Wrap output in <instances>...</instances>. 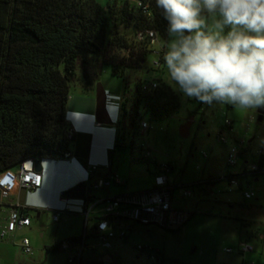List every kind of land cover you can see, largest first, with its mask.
<instances>
[{"label":"rangeland","instance_id":"rangeland-1","mask_svg":"<svg viewBox=\"0 0 264 264\" xmlns=\"http://www.w3.org/2000/svg\"><path fill=\"white\" fill-rule=\"evenodd\" d=\"M96 1L105 6L112 0ZM166 41L167 38L156 36L146 62L139 68L125 72L126 113L122 114L119 129L126 148L115 151L113 169L126 183L120 186L112 184L110 197L150 190L154 181V161L162 165L173 159L177 168L170 174V180L173 176L177 184L184 186L196 182L202 184L176 191L180 192L179 195L183 190L190 192L180 206L192 214L184 227L179 231L156 229L152 234L149 246L161 251L163 264H242V261L243 264H264V165H261L263 173L257 176L235 178L238 183L236 187H228V182L223 180L227 175L242 174L244 151L247 152L246 169L259 164L256 151L264 146V116L262 121H258L257 110L245 112L230 105L216 104L204 107L199 101L181 95L167 75L164 60L159 66L154 65L161 56L163 58ZM139 81H154L159 88L165 86L170 89L178 97L180 107L172 117L162 121H150L139 108L140 119L148 127L142 133L137 130L135 133L130 125V105ZM83 84L82 75L78 72L77 80L70 86L68 104L80 105L88 100L95 103L98 84L110 91L123 89V82L112 77L106 67L101 69L92 89L86 90ZM190 118H193V122L189 135L183 138L181 128ZM225 120L231 122L230 127L224 126ZM218 136L224 137L226 143L217 142ZM232 147L241 148V154L236 165L228 167L227 156ZM69 149L73 150L72 143ZM147 151L150 156L146 161L144 156ZM203 153L208 156L206 162L201 157ZM211 179L216 181L207 183ZM246 189L254 193L250 200L243 197ZM89 190L86 195L90 193ZM7 211L6 206L0 207V227L8 217ZM28 215L31 220L29 229L14 238H0V264H67V257L72 253L68 249L52 251L51 247L58 241L67 245L66 235L70 233L81 239L84 251L80 257L84 261H98L106 255L118 264L145 263V257L135 249L136 245H148L144 244L143 235L133 241L115 240L110 249H103L97 237L91 235L93 220H81L79 224L64 223L61 217L60 222L56 223L48 211L41 212L40 218H37L35 211H30ZM135 226L142 229L137 224ZM23 238L30 241L31 254L23 252ZM241 243L252 246L254 252L243 256ZM228 248L232 250L231 253L225 252Z\"/></svg>","mask_w":264,"mask_h":264},{"label":"trees","instance_id":"trees-1","mask_svg":"<svg viewBox=\"0 0 264 264\" xmlns=\"http://www.w3.org/2000/svg\"><path fill=\"white\" fill-rule=\"evenodd\" d=\"M165 30L166 21L155 0H112L105 6L96 0H0V174L27 159L58 161L70 152L74 133L67 138L71 129L66 120L67 105L78 72L86 90L93 88L104 67L123 82L111 156L125 149L119 129L126 113L125 72L141 67L152 52L147 32L166 39ZM144 83L148 81L135 85L130 105V125L135 133L141 131L143 122L139 108L150 121H162L180 107L170 89L159 88L156 82L157 89L143 92ZM263 161L264 156L259 157L257 169L250 176L263 173ZM156 167L158 174L171 170L170 164ZM165 168L167 171L161 172ZM238 177L243 175L223 179ZM201 184H173V198L175 191ZM95 229L93 225L94 234ZM80 240L69 239L67 243ZM60 247L56 244L51 250ZM78 264L103 263L86 262L80 257Z\"/></svg>","mask_w":264,"mask_h":264},{"label":"clouds","instance_id":"clouds-1","mask_svg":"<svg viewBox=\"0 0 264 264\" xmlns=\"http://www.w3.org/2000/svg\"><path fill=\"white\" fill-rule=\"evenodd\" d=\"M155 4L166 21V72L181 95L201 105H230L245 112L264 108V0H155ZM106 108L111 124L101 128L112 126L114 141L119 96L107 92ZM66 120L75 134L68 113ZM84 172L90 179L88 168Z\"/></svg>","mask_w":264,"mask_h":264},{"label":"built area","instance_id":"built-area-1","mask_svg":"<svg viewBox=\"0 0 264 264\" xmlns=\"http://www.w3.org/2000/svg\"><path fill=\"white\" fill-rule=\"evenodd\" d=\"M148 38L150 44L153 46L156 41V34L153 31H148ZM160 61V59H159ZM159 61L155 63V66H159ZM158 85L156 82H148L141 85V91L151 92L157 89ZM202 105H207L203 104ZM231 122L228 120L224 121L226 128L230 127ZM148 125L146 122H142L140 125L141 131L146 130ZM73 134L72 129H69L67 138H70ZM217 142L225 144L226 140L224 137H217ZM242 144V143H241ZM241 148L232 147L227 156V166L234 167L237 162V158L240 157ZM258 157L264 156V146L256 151ZM62 159L70 158L69 152H66ZM149 156V152H145V157ZM207 154L203 153L202 158L207 159ZM96 165H90L88 172L92 173L96 169ZM164 167V165L162 166ZM255 165L245 170L243 177L249 175V173L256 171ZM166 168L162 169L161 172H166ZM6 177V178H4ZM6 180L7 186L0 188V195L2 198L8 196L16 190L24 189L31 193L41 188L43 184V174L34 170V160L27 159L20 163L16 168L7 170L0 174V179ZM228 182V187H236L238 183L235 178L223 179ZM88 174H85L83 182H89ZM14 182L16 187L13 191L10 190V186ZM110 182L115 184H121L122 181L117 174H111L110 177L103 178L93 185V189H100L108 186ZM190 196V192L183 190L181 198L185 199ZM254 196L252 191L243 192V197L246 200L251 199ZM173 200V189L167 181V173H159L154 178V187L149 191H144L135 194L120 195L117 197H111L105 199L104 211L95 224L96 226V237L102 248L109 249L111 247V241L115 238L125 239L127 231V223L138 224L141 226H156L164 230H178L181 228L189 219L190 214L183 210H178L172 207ZM66 202V203H65ZM67 200H64L65 206L60 209H53L52 220L57 222L59 215L63 212L79 213L84 216L87 221L89 218L90 210L93 207H89L86 204V199L76 200L77 205L67 204ZM75 207V208H74ZM89 207V208H88ZM76 210H74V209ZM30 225V219L23 215L20 211L19 206L12 209L6 219L3 227H0V238H10L16 228L28 227ZM63 249L67 246H62ZM21 248L25 254H31L32 248L30 241L24 238L21 241ZM136 250L145 257L144 264H161V259L158 254L152 251V249L137 245ZM82 248L80 252L73 254L67 261V264H78ZM241 253L253 252V247L248 244L240 245ZM225 252L231 253L230 248L226 249ZM176 264H187V263H176ZM250 264H253L252 262Z\"/></svg>","mask_w":264,"mask_h":264},{"label":"crops","instance_id":"crops-1","mask_svg":"<svg viewBox=\"0 0 264 264\" xmlns=\"http://www.w3.org/2000/svg\"><path fill=\"white\" fill-rule=\"evenodd\" d=\"M105 90L108 92L109 95H112V96H120L121 94V91H118V92L110 91L107 88H105ZM206 106L207 105H205L204 107ZM109 112L112 115L115 114V110L112 108L109 110ZM67 113H68V119L72 122V124L76 128V133L74 134V140L72 142L73 150L70 149V158L68 160L60 161L56 164L45 165L44 168L46 169V171L43 173L44 174L43 175V185L38 190L32 191L31 193L27 192L24 189L16 190L4 198H2L0 195V207L3 205L6 206V208H8V211H7L8 215L10 211L14 209L16 206H19V209L23 213V215L28 217L29 219L30 217L28 213L30 211L37 212V218H40L41 212L43 211H48L52 215L53 209H60L63 206H65L66 202L63 203V201H61V197H60L61 192L71 188L72 186L82 181L85 177L84 169L89 168L90 165H96L97 167L90 174V181L88 185L86 186V191L89 188L90 193L86 195V192H85V195H86L85 197L87 198L86 204L89 205V207L93 206L90 210L88 220L86 221L84 216L79 213L63 212L59 215V219L56 222V223H59L61 220V217L64 218V221H63L64 223L75 222L79 224L81 220L85 222H88L89 220H93V223H92V226H93L97 223V221L99 220V218L101 217L104 211L105 203L103 200H105L106 198H111L110 197L111 185L113 184L114 186L115 185L120 186L126 183V181L123 182L121 180L122 181L121 184H115L113 182H110L108 186H105L100 189H96L97 191L93 189V185L96 184L99 180L106 178V177H110L111 174H116V172L113 169L114 155L111 156V152H110V146L113 141L114 131L111 129L112 126H107L103 128L101 127L98 128L96 126V123H94L95 103L89 100L85 104H80V105L73 104V103L68 104ZM246 156H247V152L244 151V154L242 156L243 168L241 169L242 172L240 171L241 173H244L245 170H247L246 167L248 165V161H247ZM144 158L147 161L148 157L144 156ZM169 160L171 162L170 161L167 163L165 162L161 166L170 164L171 170L170 172L167 173V181L170 185H173V184L176 185L177 183L174 177L172 176L170 180L169 176L170 174L173 173L174 169L177 168V163L173 159H169ZM204 160L206 162L208 160V157L207 159H204ZM154 164H155V172L152 174L155 178V176H157L158 174V169L156 166H160V165L156 163L155 161H154ZM262 164L264 165V161ZM53 172H55V174H53ZM47 175H49L53 179L49 180V178H46ZM4 184L7 186V182H5ZM4 184H0V188H4L5 186ZM153 186H154V181L150 189H152ZM15 187H16V184L12 182L10 186V190L13 191ZM91 191H95L96 193H91ZM246 191H249V189H246ZM178 193H176V191L174 192V198L172 200V207L178 210H183V208H181L180 206H182L183 204L182 201H184L185 199L181 198L180 197L181 195H179ZM67 201H68L67 204L69 205L75 206L78 204L76 200H67ZM191 217L188 219V221L191 219ZM135 225L136 224H133V223H127L126 238L125 239H119V238L113 239L111 241V247H112V242L115 240L133 241L137 239L138 236L143 235L142 239L145 242L144 244H148V245H142V246H146L152 249V251H154L155 253H157L159 258L161 259V262H162L161 264H163L164 259L161 255V251L160 250L158 251L157 249L150 247L151 245L149 246V244L151 243L150 241H152L151 239L152 234L156 232V229H161V228L156 227V226L139 225L140 227H142V229H137ZM184 225L176 231L181 230L184 227ZM30 227H31V220H30V225L28 227L24 226L22 228H16L10 238H14L15 235L29 229ZM91 235L96 237V235L93 232H91ZM66 236H67L66 241H68L69 239H79L76 235H74V233H70L69 235H66ZM81 242L82 241L80 240V242L76 244L67 243L68 246L66 245L67 247L64 249L62 247L65 245L63 241H58L54 243L53 246L55 244H61L59 251L60 250L66 251L68 249V251L72 253L71 255H69V257H67V261H68V259L73 254H76L78 252V248L79 246H81ZM241 244H244V243H241ZM83 251H84V247L82 246L81 256H82ZM253 252H254V249H253ZM138 253L140 255H144L140 252ZM249 253H252V252H249ZM249 253H241V254L245 256ZM105 256L106 255L102 256L101 259L98 260L97 262L103 263V261L107 260L106 258L108 257L111 260L110 264H118L114 262V260L111 257L107 256L105 258ZM86 262H93V261H86ZM171 264H176V263H171ZM242 264H243V261H242Z\"/></svg>","mask_w":264,"mask_h":264},{"label":"water","instance_id":"water-1","mask_svg":"<svg viewBox=\"0 0 264 264\" xmlns=\"http://www.w3.org/2000/svg\"><path fill=\"white\" fill-rule=\"evenodd\" d=\"M106 97H107V91L105 88L98 84L95 89V113H94V119L95 122L99 127L110 125L111 121L109 118V114L106 108ZM257 120L262 121L263 116H264V108L257 109ZM193 118H190L188 122L181 128V137L186 138L189 135V128L192 125ZM47 164H56V162L51 163V161L46 160V161H40V160H35L34 161V170L36 172H45L46 169L44 168V165ZM55 174V172H53ZM46 178H49V180L53 179L49 175L46 176ZM86 186L87 184L84 182H80L71 188L64 190L61 192L60 197L61 200H82L85 192H86ZM107 256H105L106 258ZM107 260L103 261V264H110L111 260L107 257Z\"/></svg>","mask_w":264,"mask_h":264},{"label":"bare ground","instance_id":"bare-ground-1","mask_svg":"<svg viewBox=\"0 0 264 264\" xmlns=\"http://www.w3.org/2000/svg\"><path fill=\"white\" fill-rule=\"evenodd\" d=\"M4 178H6V177H4ZM5 182H6L5 179H3V180H2V178L0 179V184H4Z\"/></svg>","mask_w":264,"mask_h":264}]
</instances>
